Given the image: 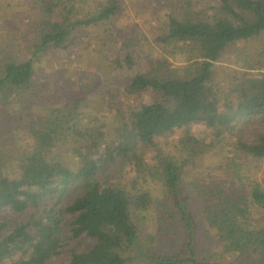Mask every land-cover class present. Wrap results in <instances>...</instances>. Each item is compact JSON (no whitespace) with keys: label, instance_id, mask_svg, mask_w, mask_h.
I'll return each instance as SVG.
<instances>
[{"label":"trees","instance_id":"trees-1","mask_svg":"<svg viewBox=\"0 0 264 264\" xmlns=\"http://www.w3.org/2000/svg\"><path fill=\"white\" fill-rule=\"evenodd\" d=\"M218 1H138L154 3L148 13L166 10L152 41L182 58L166 72L159 59V68L143 67L144 35L117 22L123 0H33L35 17L23 26L28 56L0 47V264H51L81 237L90 244L71 249L68 264H264V75L254 71L264 63V0ZM100 25H115L110 37L121 42L109 84L141 100L117 106L109 125L93 113L84 120L77 109L99 81L72 91L68 115L37 118L40 105L63 99L59 87L55 96L41 92L37 64ZM246 40L254 43L236 49L241 65L227 70L225 85L213 84L223 51ZM101 86L112 109L113 90ZM199 122L209 137L191 132ZM178 130L177 156L145 161L156 138ZM209 155L204 173L218 174L203 178L195 168Z\"/></svg>","mask_w":264,"mask_h":264},{"label":"rangeland","instance_id":"rangeland-1","mask_svg":"<svg viewBox=\"0 0 264 264\" xmlns=\"http://www.w3.org/2000/svg\"><path fill=\"white\" fill-rule=\"evenodd\" d=\"M139 0H123L125 5V12L122 17L119 18L118 23L126 26V28H135L138 33L144 35L145 39L143 44L145 45V51L141 53L142 64L146 69L154 67H160L157 59L162 61L163 71L171 72L176 65L182 62L180 55L172 56L167 52L161 51L159 47L153 44V37L160 33L161 25L165 20L166 10H155L153 12H146L150 7L154 6V3L148 5H138ZM218 0H200L195 6L197 8L206 7L209 5L218 4ZM37 4L33 0H0V47H4L7 50H11L13 56L16 58H23L28 56L26 49L24 48L28 40V34L24 29L25 23L31 21L35 16ZM12 12L19 13L18 15H11ZM15 26L17 28H15ZM110 28L104 26H98L93 28L84 29L75 41L74 45L63 51H56L52 54L53 59L46 58V62L37 64V73L34 78L39 83H46L45 87L41 89V92L47 95H54L57 93L56 88L59 87L62 95V100L58 102H52L45 105H40L37 109V118H45L51 112H61L63 115H68V110L71 105V93L72 91H78L79 89H88L94 85L95 82H101L98 88L93 89L87 94L86 101L82 104L77 113L84 109L82 117L86 118L96 117V119L105 120L108 125L113 121L110 118V113L114 112L117 106H122L124 103H136L143 97L142 94H134L127 96L122 93V87L116 86L115 84H109V79L115 73L114 70L115 62L121 58V42H117L110 37L109 34L115 29V25H111ZM20 27L21 29H18ZM14 28L15 30H13ZM136 32V33H137ZM137 33V34H138ZM253 41H241L235 45H229L222 53L221 57L214 64V72L212 75L213 84L225 85L226 79L225 74L228 69L233 67H239L240 61L236 57V49H251L253 48ZM49 57V58H52ZM48 61V62H47ZM255 73L264 75V63L255 65ZM118 75L120 71H117ZM56 81V82H55ZM108 86L113 90V104L112 109L107 108L108 98L103 92V87ZM55 100V99H54ZM48 103V102H47ZM89 113H93L90 114ZM96 116H94V114ZM81 117V118H82ZM110 127V126H109ZM111 128V127H110ZM108 129L106 136L109 138L112 135V129ZM260 128V125L256 122L246 127L244 136H248L253 129ZM211 129L206 127L204 123H195L191 126V132L198 137H209ZM180 130L171 135L169 138H156L157 150L149 151L145 156V161H151L157 155V152L167 156H177L175 142L178 138ZM22 136L26 144L32 142V138L25 131ZM70 139H68L69 141ZM68 145L70 142H67ZM63 146V145H61ZM61 146H57L58 149ZM215 157V155H214ZM72 162L74 161L71 160ZM70 161V164H73ZM77 160L74 161V163ZM210 155L207 156L195 169L201 177H216L218 170L207 172V168H210L209 163L213 164ZM208 166V167H207ZM215 167V165H213ZM264 168V162L258 165V173ZM212 169V168H211ZM214 169V168H213ZM254 169V164L251 165L250 170ZM191 176L189 173L186 174V178L189 179ZM257 212V210H256ZM2 216L10 218L12 211L9 208H5L2 212ZM258 230L263 234L264 226H258ZM80 242V243H79ZM90 244L88 238H74L69 241L64 249L59 254L52 257L51 264H68L70 260V251L75 246L76 251H82L86 249ZM216 250V249H215ZM221 252V250H219Z\"/></svg>","mask_w":264,"mask_h":264}]
</instances>
